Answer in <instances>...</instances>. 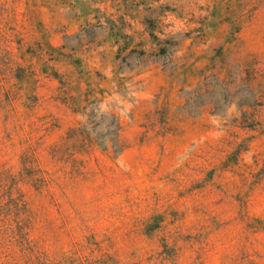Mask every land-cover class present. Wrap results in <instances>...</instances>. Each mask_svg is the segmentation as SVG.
Listing matches in <instances>:
<instances>
[{
    "label": "rangeland",
    "instance_id": "obj_1",
    "mask_svg": "<svg viewBox=\"0 0 264 264\" xmlns=\"http://www.w3.org/2000/svg\"><path fill=\"white\" fill-rule=\"evenodd\" d=\"M0 264H264V0H0Z\"/></svg>",
    "mask_w": 264,
    "mask_h": 264
}]
</instances>
